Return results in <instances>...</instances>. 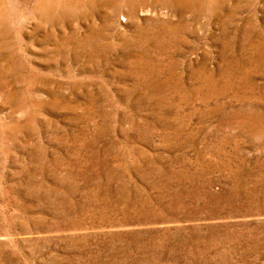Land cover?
I'll use <instances>...</instances> for the list:
<instances>
[{"label":"rangeland","instance_id":"374dc122","mask_svg":"<svg viewBox=\"0 0 264 264\" xmlns=\"http://www.w3.org/2000/svg\"><path fill=\"white\" fill-rule=\"evenodd\" d=\"M132 1L0 0V264H264V0Z\"/></svg>","mask_w":264,"mask_h":264},{"label":"bare ground","instance_id":"6f19581e","mask_svg":"<svg viewBox=\"0 0 264 264\" xmlns=\"http://www.w3.org/2000/svg\"><path fill=\"white\" fill-rule=\"evenodd\" d=\"M131 1H132V0H131ZM139 1H140V0H139ZM186 1H187V0H186ZM128 2H129V1H128ZM132 2H133V1H132ZM176 2H177V1H176ZM178 2H179V1H178ZM134 3H135V2H134ZM138 3H139V2H138ZM184 3H185V2H184ZM135 4H136V3H135ZM180 4H181V3H180ZM178 5H179V4H178ZM182 5H183V4H182ZM131 6H132V5H131ZM131 6H130V7H131Z\"/></svg>","mask_w":264,"mask_h":264}]
</instances>
